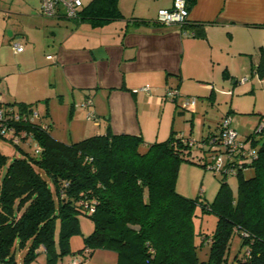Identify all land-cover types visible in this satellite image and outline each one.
<instances>
[{
    "label": "trees",
    "instance_id": "obj_1",
    "mask_svg": "<svg viewBox=\"0 0 264 264\" xmlns=\"http://www.w3.org/2000/svg\"><path fill=\"white\" fill-rule=\"evenodd\" d=\"M123 17L119 0H91L76 20L99 26ZM258 71L263 77L264 57ZM46 117L47 127L35 131L43 151L14 159L0 186V264H17L16 245L28 243L25 264L41 252L49 263L69 253L81 254L85 263L98 248L116 250L118 264H200L198 252L207 242L211 246L204 264H264V129L258 138L255 132L248 136L253 146L262 142L253 148L257 156L237 169V192L230 175L222 174L209 202L179 193L177 179L183 161L207 167L215 151L211 141L222 142V122L219 132L203 139L207 149L198 147L210 153L197 160L191 138L175 131L146 147L142 136L110 129L66 143L53 137ZM5 162L0 153V164ZM248 170H253L250 176ZM197 205L217 215L212 233L197 229ZM81 214L92 219L94 230L75 252L70 239L82 232ZM235 234L246 249L229 260Z\"/></svg>",
    "mask_w": 264,
    "mask_h": 264
},
{
    "label": "crops",
    "instance_id": "obj_2",
    "mask_svg": "<svg viewBox=\"0 0 264 264\" xmlns=\"http://www.w3.org/2000/svg\"><path fill=\"white\" fill-rule=\"evenodd\" d=\"M187 1L184 25L158 19L159 10L171 8L174 0H119L124 17L93 26L46 16L41 0H0V86L18 104L40 102L47 122H56L53 99L73 101L74 141L110 129L142 136L146 146L181 129L186 135L181 102L197 96L188 126L193 133L200 95L214 99L218 89L239 84L264 88L258 71L264 57V0ZM16 42L23 51L14 50ZM169 87L179 91L174 101L166 96ZM87 100L90 105H84ZM90 112L97 120L88 117ZM260 119H250L251 127ZM52 121L51 134L66 142L53 134ZM240 125L233 126L242 134ZM203 133L202 142L212 134ZM83 264H118V252L98 248Z\"/></svg>",
    "mask_w": 264,
    "mask_h": 264
},
{
    "label": "rangeland",
    "instance_id": "obj_3",
    "mask_svg": "<svg viewBox=\"0 0 264 264\" xmlns=\"http://www.w3.org/2000/svg\"><path fill=\"white\" fill-rule=\"evenodd\" d=\"M91 0H84L85 3H89ZM73 21V20H71ZM217 98L210 99L208 97H203L200 95L198 97V109L196 111V129L193 133L189 132L188 126L193 125L192 111L196 108H183L187 114V130L186 135L194 138L193 148L194 157L199 159V156L203 154H209L210 152H205L203 149L198 147H207L204 142H202L201 131L203 134L216 133L219 132L218 126L223 121V119L228 115L232 118L233 125L240 129V124L242 126V134L239 133L240 140H246L247 148H258L262 141L253 146L252 138L249 139L248 135L255 131L256 126L251 127L249 120L254 118L264 119V88L259 85H242L239 84L235 87H228L226 89L217 90ZM197 97V96H196ZM14 102L13 100H10ZM73 102V101H72ZM72 102L64 104L62 101L53 99L51 103V109L54 115L57 117L52 121L48 118V121L54 125L53 134L58 136V138L65 140L66 142L77 140L75 135L72 136V130H74V115L72 111ZM36 106L41 110L45 111L44 106L40 102H35ZM230 109H233L231 115L228 114ZM87 119V113L84 115ZM260 119V120H261ZM241 120V121H239ZM239 122V123H237ZM244 127V128H243ZM56 129V131H54ZM185 129H181V132ZM179 132V133H181ZM256 137H260V133L255 134ZM80 140V139H79ZM146 145L144 144V147ZM23 148V149H22ZM144 149V148H143ZM207 149V148H206ZM25 152H34V150L28 145V143H22L21 147L12 142L9 138H5L0 135V153L6 156V162L0 167V186L6 174L8 165L16 158L23 157L26 155ZM210 158V157H209ZM253 170L245 171L246 176H250ZM220 178L222 174H216L214 170L201 166L190 161H183L180 166L178 179H177V190L184 196L196 199L212 202L218 192L220 187ZM228 181L232 186L233 190L237 192L238 188V176L236 174L230 175ZM195 223L197 229H203L206 232L212 233L217 225V215L212 212H203L200 205L196 206L195 210ZM81 231L80 233L74 234L70 239V247L72 251H78L84 247V238L92 233L94 230V222L92 219L86 215H80ZM56 240L59 239V228L60 222L57 224ZM29 243L26 246L16 245V260L17 264H25L24 256L28 250ZM210 242L204 244V246L199 249V258L201 260L200 264H204L203 261L208 260L210 251ZM246 247L243 245L242 239L238 234H235L232 238L231 245L227 257L229 260H233L236 255H241L244 253ZM83 259L84 256L79 254ZM74 254L58 255L54 263H49L46 259V254L41 252L38 257L31 261L30 264H72L74 259ZM83 264V263H82ZM226 264V262L224 263Z\"/></svg>",
    "mask_w": 264,
    "mask_h": 264
},
{
    "label": "built area",
    "instance_id": "obj_4",
    "mask_svg": "<svg viewBox=\"0 0 264 264\" xmlns=\"http://www.w3.org/2000/svg\"><path fill=\"white\" fill-rule=\"evenodd\" d=\"M42 13L49 17L62 15L69 19H77L79 11L84 6V0H41ZM189 17V7L187 0H174L171 8H163L158 12V19L161 23L172 24L178 23L184 25ZM24 47L21 43L14 44L16 52L23 51ZM52 58V55L48 56ZM245 78L242 82H245ZM147 89V88H145ZM167 98L176 100L179 91L176 88L169 87L166 90ZM91 101L87 100L84 105H90ZM196 104V97H186L181 102L183 108L193 107ZM43 114L36 105H21L17 102H11L6 91L0 86V135L9 138L16 145L22 143L28 145L34 150L33 153L40 154L43 147L38 140L35 131L39 128H46L47 124L42 120ZM89 118L97 120L94 112L89 113ZM36 129V130H35ZM222 142L220 145L213 144L212 149L215 150L210 156L207 167L215 171L216 174L234 175L237 169L242 166L243 162L251 161L256 156V150L247 148L246 140L239 139V133L233 126L230 116H226L221 124ZM264 129V120H261L256 126L255 133H260ZM184 133H181L183 135ZM192 143L193 141L190 140ZM232 164L227 165L228 162ZM2 164H0L1 167ZM94 210V207H91ZM72 264H82L81 257L76 255L72 260Z\"/></svg>",
    "mask_w": 264,
    "mask_h": 264
}]
</instances>
